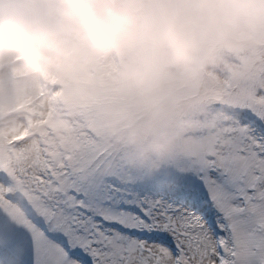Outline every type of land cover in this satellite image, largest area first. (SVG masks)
Returning a JSON list of instances; mask_svg holds the SVG:
<instances>
[{"label": "snow or ice", "instance_id": "obj_1", "mask_svg": "<svg viewBox=\"0 0 264 264\" xmlns=\"http://www.w3.org/2000/svg\"><path fill=\"white\" fill-rule=\"evenodd\" d=\"M230 115L222 146L151 178L0 141V264H264V81Z\"/></svg>", "mask_w": 264, "mask_h": 264}, {"label": "clouds", "instance_id": "obj_2", "mask_svg": "<svg viewBox=\"0 0 264 264\" xmlns=\"http://www.w3.org/2000/svg\"><path fill=\"white\" fill-rule=\"evenodd\" d=\"M244 53L264 57V0H0V69L17 71L21 88L118 93L99 119L161 155L177 107L223 54Z\"/></svg>", "mask_w": 264, "mask_h": 264}, {"label": "rangeland", "instance_id": "obj_3", "mask_svg": "<svg viewBox=\"0 0 264 264\" xmlns=\"http://www.w3.org/2000/svg\"><path fill=\"white\" fill-rule=\"evenodd\" d=\"M261 81L264 57L223 54L218 66L205 73L199 95L185 99L170 117L161 155L144 144H129L99 119L102 109L121 102L118 93L86 99L70 85L44 80L21 88L17 71L0 69V141H21L18 148L26 157L40 140L65 160L102 173L112 166L110 172L118 168L151 178L222 146L230 113L242 104L249 86ZM10 209L22 215L17 204Z\"/></svg>", "mask_w": 264, "mask_h": 264}]
</instances>
